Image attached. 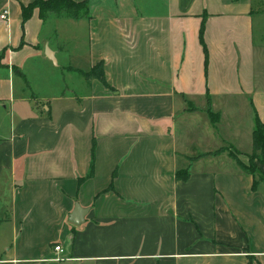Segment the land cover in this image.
Masks as SVG:
<instances>
[{"label": "crops", "instance_id": "1", "mask_svg": "<svg viewBox=\"0 0 264 264\" xmlns=\"http://www.w3.org/2000/svg\"><path fill=\"white\" fill-rule=\"evenodd\" d=\"M32 1L0 0V264H264V184L233 157L248 164L264 124V0L22 20ZM79 38L112 89L75 77Z\"/></svg>", "mask_w": 264, "mask_h": 264}, {"label": "trees", "instance_id": "2", "mask_svg": "<svg viewBox=\"0 0 264 264\" xmlns=\"http://www.w3.org/2000/svg\"><path fill=\"white\" fill-rule=\"evenodd\" d=\"M36 8L39 11L40 17L43 19L48 15L55 13L57 15H62L65 17H70L72 19H82V17H88L89 11L87 10V0H81L80 2L74 0H34L26 5H22V20L27 19L31 14L32 10ZM204 29V23L202 22L201 27L198 32V37L200 39V43L203 46V50L205 51V62L207 59V51L205 49L204 39L202 37ZM74 69V68H73ZM78 70V69H74ZM82 76L85 78H96L99 80L104 86L109 89H112L110 84L107 83L105 78V72L103 69V62L100 60L98 63L92 65L88 70H78ZM191 108V107H190ZM189 108V109H190ZM210 114V121L215 124L219 115L210 110H207ZM254 130L252 134V149L248 154V164L242 163L239 158L235 155L233 156L236 162L241 166L242 170L248 171L254 177L253 186H256L259 182L264 184V172L259 168L257 163H260L263 159L264 153V124L256 117L254 121ZM94 147V144H93ZM93 149V148H92ZM184 173L178 174L176 173V177H181L186 179L188 176V171L186 169L183 170ZM258 171L262 176V178L257 177Z\"/></svg>", "mask_w": 264, "mask_h": 264}, {"label": "rangeland", "instance_id": "3", "mask_svg": "<svg viewBox=\"0 0 264 264\" xmlns=\"http://www.w3.org/2000/svg\"><path fill=\"white\" fill-rule=\"evenodd\" d=\"M256 14L257 13H255L254 14V20H256L257 21V19H259V18H261V17H263L264 18V15H257L256 16ZM263 27V26H262ZM259 33V32H258ZM260 38H261V35H260V33H259V37H257L256 36V38H255V40H256V42H261V41H259L260 40ZM79 40H80V44H78L77 43V45H78V49H77V45L75 46L72 42H70V41H68V42H64L65 44H64V47H65V51H64V53L66 54V55H72V62L74 63V64H76V66L78 67V68H80V70L82 69H86V57L84 56V55H82V51L85 49L83 46V44H82V41L83 40H81V38H79ZM264 42V41H263ZM78 71V70H77ZM79 75H82L79 71L77 72V73H75V77H79ZM62 78H63V81L64 82H66L67 83V88L69 89H71V90H76V88H75V86H76V84L77 83H75L76 82V80L78 79H74V81H72L73 82V84L72 83H68L65 79H64V76H63V74H62ZM78 81V80H77ZM30 91V90H29ZM31 92V91H30ZM195 104H198V101L196 102L195 101ZM225 149V147H220L216 152H220V150L221 151H223ZM202 151V149H198V151L197 152H201ZM256 173H257V177H259V178H262L263 179V176L258 172V171H256ZM6 202V201H5Z\"/></svg>", "mask_w": 264, "mask_h": 264}, {"label": "water", "instance_id": "4", "mask_svg": "<svg viewBox=\"0 0 264 264\" xmlns=\"http://www.w3.org/2000/svg\"><path fill=\"white\" fill-rule=\"evenodd\" d=\"M48 53L46 52V56L53 62L55 61V57L52 55V52L47 49ZM86 209H83L79 206V204H76L72 213L70 214V221L74 223H81L83 222V214L85 213Z\"/></svg>", "mask_w": 264, "mask_h": 264}, {"label": "built area", "instance_id": "5", "mask_svg": "<svg viewBox=\"0 0 264 264\" xmlns=\"http://www.w3.org/2000/svg\"><path fill=\"white\" fill-rule=\"evenodd\" d=\"M7 14H8L7 9H3L1 11L0 18L3 19V20L7 19ZM53 249L55 251H60V252L63 251V249L61 248V246L59 244L58 245H54Z\"/></svg>", "mask_w": 264, "mask_h": 264}]
</instances>
